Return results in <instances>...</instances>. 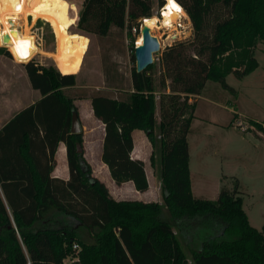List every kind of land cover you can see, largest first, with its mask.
I'll use <instances>...</instances> for the list:
<instances>
[{
    "label": "trees",
    "instance_id": "16d2710c",
    "mask_svg": "<svg viewBox=\"0 0 264 264\" xmlns=\"http://www.w3.org/2000/svg\"><path fill=\"white\" fill-rule=\"evenodd\" d=\"M164 1L158 0V8ZM177 1L192 32L189 38L171 43L159 54L162 92L158 94V127L151 66L142 73L131 70L130 90L125 97H82L67 93L76 87L74 65L60 73L52 66L31 61L35 51H11L14 60L26 63L23 67L30 85L42 99L6 125L0 138L10 132L20 135V153L26 150L37 172L30 149L41 134L48 149L47 174L55 163L56 146L62 142L69 179L0 176V264H63L74 253L75 244L79 252L73 264H189L174 229L198 219L209 226L203 228L210 229L198 235L199 241L212 245L191 251L192 264H264V226L257 231L249 225L242 198L237 196L238 181L232 191L222 187L215 201L193 196L187 142L196 99L206 84L217 83L235 95L226 83L227 76L243 79L258 68L254 50L258 43L264 45V0ZM38 4L26 6L23 12L52 22L62 34L69 25L42 16L51 12L39 11ZM63 6L77 11L76 5L66 0ZM152 13V0H82L77 29L101 38L112 29L127 30L131 36L142 20L152 18ZM0 25L1 34L22 32L16 29L11 33L8 24ZM27 36L24 32L19 50ZM3 54L11 57L6 51ZM131 60L135 62L134 48ZM76 100H90L94 117L103 125L101 161L111 179L117 186L131 182L139 193L149 186L144 163L130 157L132 132L145 133L153 149L151 165L156 148L159 154L163 207L155 202L116 201L92 176L84 157L83 132H70L72 113L78 115ZM249 123L264 135V120Z\"/></svg>",
    "mask_w": 264,
    "mask_h": 264
},
{
    "label": "rangeland",
    "instance_id": "374dc122",
    "mask_svg": "<svg viewBox=\"0 0 264 264\" xmlns=\"http://www.w3.org/2000/svg\"><path fill=\"white\" fill-rule=\"evenodd\" d=\"M66 1L76 5L77 20L62 34H58L52 22L37 18L29 14L30 12H23L24 8L38 2L39 11L51 12L41 13L42 16L67 23L73 22L74 13L63 7V2L58 4L55 0H24V4L19 9V25H16V28L26 32L28 36L23 49L19 51L26 48L31 52L35 51L31 61L47 67L52 66L56 70L58 68L53 57L54 53L61 70H67L71 65L76 68L80 65L76 74V87L67 90L70 95L90 97L93 94H107L115 98L125 97L130 90L131 70L135 68L131 55L132 49L136 47L139 29H133L131 36H128L127 30L112 29L105 38L80 32L77 29V22L82 0ZM175 1L184 11L182 5ZM157 3L158 0H152V17L160 20L161 16L158 13L166 2L161 8H158ZM174 27L173 30L161 28L151 32V35L159 41L161 48L157 54H153V64L150 67V73L155 80L157 104L158 94L162 92L158 83L159 54L171 43L189 38L192 32L186 13ZM9 40L11 41L12 37H9ZM13 50L15 49L5 48L0 43V57L7 59L8 57L3 54L6 51L14 60L11 54ZM254 58L259 66L253 73L243 79H236L233 75L227 76L226 83L235 90V95L223 90L217 83L206 84L198 100V117L224 127L199 121L201 123H196L189 143L193 174L200 173L203 176L201 192L203 197L209 201H215L222 187L232 191L238 181L237 196L242 198V208L248 223L257 231H261L264 226V135L257 132L249 122L261 123L264 120V45L262 43L257 44ZM17 64L24 66L26 63ZM154 155L158 163L157 148L154 150ZM159 193L162 199L161 189ZM123 199L132 200L133 198L127 196ZM161 206L163 207L162 200ZM163 212L168 218L169 215L164 209ZM205 226L208 224L198 219L191 221L189 225L182 226L181 229H174L189 264H192L191 251L212 245V242L199 241L198 235H203L205 233L203 230H207L206 232L210 230L203 228ZM89 241L92 240L89 239ZM78 252L79 247L63 260V264L76 262Z\"/></svg>",
    "mask_w": 264,
    "mask_h": 264
},
{
    "label": "crops",
    "instance_id": "0c3cea01",
    "mask_svg": "<svg viewBox=\"0 0 264 264\" xmlns=\"http://www.w3.org/2000/svg\"><path fill=\"white\" fill-rule=\"evenodd\" d=\"M63 7L69 10L70 12L74 13V19L71 23L63 21L58 22L67 24L69 26L76 23V12L65 6ZM23 34V31L16 35L7 34L10 38L12 37V40H9L7 43V48L18 50L23 41ZM0 35L2 36L3 34ZM38 52L41 53L39 49ZM53 57L55 58V61L57 63L56 65L58 71L60 73H65V71H67L68 69L61 70V68L59 67L58 60L56 59V53L53 54ZM16 62L17 60H12L11 58L6 59L0 57V132L22 111L32 106H35V104L42 99L39 91L34 90L31 87L24 67L21 64H17L19 62ZM79 67L80 65L77 68L75 67V70L73 71L75 75L79 71ZM166 92L169 93L168 90ZM200 98L201 95L196 99L197 103L194 113L195 119L191 123L190 133L187 136V142L189 150V173L191 191L194 197L206 199L201 194V192L203 191V176L200 173L193 174V167L191 166L192 161L189 138L193 133L196 123H201L199 121H205V123H209L221 128L224 126L198 117V100ZM75 105L78 109L79 122L84 135V157L91 167L92 176L98 179L107 187L110 195L116 201H140L143 203L155 202L161 205L162 199L159 193L161 189L159 181L160 163H157L156 157H154V164H150V156L152 154L153 149L145 133L139 130H134L132 132L133 151L130 157L131 159H137L144 163L145 174L149 186L146 192L139 193L134 189L133 184L131 182L123 183L122 185L117 186L111 179L106 165L103 164V162L101 161L104 128L103 125L94 117L90 100H76ZM159 121V104H157L156 96V127H158ZM21 141L22 137L20 135H15V133L12 132H10V134H8L7 136H2V138H0V176L11 178L14 176L49 175L51 178L68 181L69 168L67 164L66 147L62 142H59L56 146L54 154L55 163L52 169L49 171V174H47L49 166L48 149L42 142L41 134L39 138H36L34 142H32V147L30 149V154L34 157L33 160L38 164L37 172H35V168L33 169L32 160L31 158L29 159V157H27L28 153L26 152V150L24 151V153H20V146H22ZM0 194L3 198L1 185ZM127 196L132 197L133 199H123ZM61 219L62 218L58 217L57 220ZM55 222L57 221L54 220V223Z\"/></svg>",
    "mask_w": 264,
    "mask_h": 264
},
{
    "label": "bare ground",
    "instance_id": "6f19581e",
    "mask_svg": "<svg viewBox=\"0 0 264 264\" xmlns=\"http://www.w3.org/2000/svg\"><path fill=\"white\" fill-rule=\"evenodd\" d=\"M55 2L61 4L63 0H55ZM23 4L24 0H0V23L8 24L9 30H11V26L9 25V21H11L13 22V30H16V25L19 21V9ZM184 17V11L175 0H166V3L161 10V19L158 20L157 17H152L150 19H145L143 24L149 28L150 32L155 29L156 31L161 30V28L173 30L175 28V24H178V20ZM141 43L142 37L139 35V37L136 39V45L139 46Z\"/></svg>",
    "mask_w": 264,
    "mask_h": 264
},
{
    "label": "water",
    "instance_id": "95a60500",
    "mask_svg": "<svg viewBox=\"0 0 264 264\" xmlns=\"http://www.w3.org/2000/svg\"><path fill=\"white\" fill-rule=\"evenodd\" d=\"M164 2H166V0ZM161 10L158 13L159 16H161ZM143 23L144 20L141 21V25L139 27V35H141L142 37V43L139 46L136 45V47L134 48L136 73H142L149 66H151L153 64V54H157L161 49L157 38L151 35L149 28L146 27ZM9 25L11 26L10 32L13 33V22L9 21ZM8 41L9 36L7 34H3L0 39L1 46L7 48ZM70 132L72 134H79L82 132L79 118L76 112L72 113Z\"/></svg>",
    "mask_w": 264,
    "mask_h": 264
},
{
    "label": "snow or ice",
    "instance_id": "6c2138e0",
    "mask_svg": "<svg viewBox=\"0 0 264 264\" xmlns=\"http://www.w3.org/2000/svg\"><path fill=\"white\" fill-rule=\"evenodd\" d=\"M173 6L175 7V5H174V4H173ZM18 51H19V48H18ZM21 55L23 56V55H24V53H22V52H21Z\"/></svg>",
    "mask_w": 264,
    "mask_h": 264
},
{
    "label": "built area",
    "instance_id": "2783aa9c",
    "mask_svg": "<svg viewBox=\"0 0 264 264\" xmlns=\"http://www.w3.org/2000/svg\"><path fill=\"white\" fill-rule=\"evenodd\" d=\"M76 248H77V246L74 245V246H73V249H76Z\"/></svg>",
    "mask_w": 264,
    "mask_h": 264
}]
</instances>
